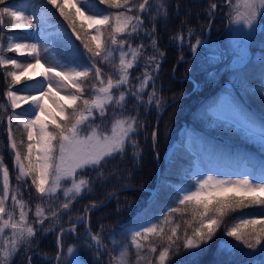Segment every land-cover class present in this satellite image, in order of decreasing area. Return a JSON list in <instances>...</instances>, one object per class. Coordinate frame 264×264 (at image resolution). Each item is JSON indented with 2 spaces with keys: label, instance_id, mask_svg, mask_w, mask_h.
Masks as SVG:
<instances>
[{
  "label": "snow or ice",
  "instance_id": "obj_1",
  "mask_svg": "<svg viewBox=\"0 0 264 264\" xmlns=\"http://www.w3.org/2000/svg\"><path fill=\"white\" fill-rule=\"evenodd\" d=\"M48 3L69 23L76 39L81 40L84 48L91 54V65L75 61L65 63L57 55H53L50 48L41 49L38 43L16 42L17 37L10 35L7 37V47L0 43V69H11L4 73L5 78H11L12 81L7 85L4 97L13 109L7 119L9 146L15 153L14 163L19 170L16 179L24 181L30 178L41 202L58 200L62 193L65 202L60 205V210L66 211L70 209L73 201L93 189V181L83 175L86 170L95 171L97 178L102 180L103 166L110 158L123 156L128 146L132 147L134 157H139V146L133 136L142 125L137 116L124 115L123 110L129 98L135 101L137 107H146L155 100L157 109L161 100L156 97L155 85L152 83L154 77L148 67L141 77H136L137 84L130 83V70L138 66L140 57L144 55V45L141 43L133 47L132 40L144 31L142 14L152 15L155 19L156 15L167 18L168 13L166 0H99L100 4L116 10L107 13L96 8L94 0H48ZM225 3L229 5L230 11L226 15L230 21L235 24L242 23L246 29L252 28L257 17L264 14V0H235L234 3L232 0H225ZM42 4L43 0H16L11 5L6 0H0V5H3L0 7V26L3 25L4 17L11 19L12 29L29 30L36 29L41 23L47 24L51 14ZM37 5L41 7L39 17L34 22ZM216 7V4L211 5L210 14H214ZM73 9L88 22V28L94 30V34L86 33L94 47L85 42L77 32ZM108 30L110 32L106 36ZM188 34L191 35L192 30ZM175 39L182 42L183 36L178 35ZM196 43L199 44L200 41L197 40ZM152 47L156 49L155 37L152 38ZM191 47L193 51L196 50V45ZM9 52L31 58V61L6 56L5 53ZM159 55L162 57L164 54L161 52ZM146 59L147 65H154L153 72L159 70L160 62L155 54ZM98 64L111 65L114 73H109L105 78ZM37 67L44 68L43 72L38 73L43 77L42 80H33V72ZM57 68L60 71H56ZM90 77H94L95 82L89 88L86 83ZM21 80L33 82L14 90L13 85L19 84ZM150 83L153 91L147 94L148 99L145 102L143 94ZM18 92L26 94L19 95ZM32 92L37 94L32 95ZM60 92L64 95L58 97ZM261 94L264 95V90ZM46 99L58 110L55 114L44 103ZM29 102L27 109L19 113L15 111L22 103ZM4 108L5 105L0 104V109ZM109 108L113 110L114 117L110 133L104 130ZM117 109L120 110L119 113ZM97 115L101 120L99 124L95 123ZM13 121L22 126L26 133V154L23 158L13 137ZM258 131L264 142V125ZM157 135L156 131L152 132L154 141ZM0 172V264H11L22 246L25 251H30L29 241L36 235L37 229L29 222L31 209L28 208V202L19 198L21 194L18 189L11 188L8 169L2 160ZM225 189L235 194L224 195ZM9 199L11 208L7 203ZM177 205L169 208L158 224H145L132 229L130 242L122 247L113 240V247L118 251L112 256L111 264H130V248L136 251V264L145 259L148 264H152L151 254L156 253L159 247L155 240L165 237L164 225L172 223L171 213L189 215L191 219L184 222L187 227L183 237L180 235L179 224L168 229L166 245L160 248L156 264H167L173 254H178V242L181 239L185 250L200 249L207 245L232 212L255 205L264 207V176L259 178V182H253L247 177L236 180H220L212 176L195 178L194 188L184 190ZM92 207L96 205L93 204ZM60 210L48 208L46 215L45 208L38 203L34 213L35 223L43 225L49 216L56 218ZM82 221L83 217H79L78 222ZM76 226L74 223L67 230L61 227V233H74ZM188 229H191L190 234ZM224 234L234 238L250 252L258 248L264 252V214L259 218H245L243 215L236 217L225 226ZM88 236L99 252L104 247L101 234H92L89 230ZM60 246L61 237L58 236V247ZM68 251L73 253L74 249L69 248ZM235 252L241 257L243 264H251L239 248ZM261 260L264 262V256ZM83 264H87V261Z\"/></svg>",
  "mask_w": 264,
  "mask_h": 264
},
{
  "label": "trees",
  "instance_id": "obj_2",
  "mask_svg": "<svg viewBox=\"0 0 264 264\" xmlns=\"http://www.w3.org/2000/svg\"><path fill=\"white\" fill-rule=\"evenodd\" d=\"M46 1L48 3V0ZM6 2L11 5L16 3V0H6ZM213 3L217 5L216 15L211 21V33L206 41L208 42L212 39L218 40L219 36L222 37L226 34L225 28L229 16L226 15L228 4L225 3V0H166L167 18L163 15H156L153 19L152 15L142 14L144 23L155 28L153 32L156 40L155 50H158V54L162 52L164 55L161 57L160 67L155 72L153 81L156 97L161 100L159 109L156 108V105L137 107L135 101L129 98L128 104L123 110L126 115L137 116L140 125H142L139 128L137 139L140 149L139 157L130 155L132 151L127 148L123 156L117 155L115 158H110L103 166L104 176L102 180L97 178L95 171L86 170L83 175L88 176L93 181V189L73 201L69 210H60V205L65 202L62 194H59L58 200L42 202L46 210L48 208L60 210V214L56 218L49 216L43 225L34 223L37 232L29 241L30 251H27L31 253L29 254L31 264H54L55 256L58 253V236L61 237L62 251H64L67 243L73 244L91 264H111L112 256L117 254V249L113 247V240L117 241L120 246L124 245L129 239L126 230L133 223L157 217L163 214L166 209L169 210V208L178 206V198L182 196L178 191V185L182 181H189L186 179V169L187 163L190 164L191 162L190 160L187 162V157L192 155L188 153L187 138L191 135L189 131L192 128L198 129L199 133H194V135L205 146L221 148L234 156L236 160L244 157L257 169L264 165V142L262 140L249 139L232 125L210 127L207 122L208 107L223 93L222 89L226 85L225 82L232 75L241 78V86H232L236 91V96H238V100L235 98L234 103H240L243 110L252 114L260 126L264 125V95L261 94L264 87L262 67L259 64L260 68H249V64L255 60V55H252L249 61H245L241 68L230 70L229 54L222 52L220 59L215 62L210 61L203 52L204 47L202 46L207 45L205 42L198 47L196 54L190 57L192 55L191 46L195 40L206 34L207 26L212 17L210 12ZM94 4L107 12L113 10L100 4L99 0H94ZM48 5L52 12V20L63 26V30L53 37V51L64 61H75L90 66L93 59L91 54L84 48L81 40L76 39L69 23L60 16L57 9L49 3ZM2 6L0 5V7ZM72 12L76 21L77 32L81 34L85 42L94 47L90 36L86 35V33H90L87 22L74 9ZM260 16L264 22V14ZM10 22L9 17H4L3 25L0 26V37H2L0 43L3 45L5 44V31ZM189 30H192L191 35L188 34ZM105 35H109V30ZM178 35L183 36L182 42L175 39ZM253 49L257 48L254 46ZM223 66L229 68L224 74L219 73V68ZM10 70V67L0 69V104L5 105L4 109H0V138L2 139H0V148L10 173L14 174L16 166L13 165L10 147L6 141V126L9 125L7 119L9 103L4 97L7 85L12 83L11 78H5L4 73ZM213 74H217L214 79L211 76ZM93 80L94 77H90L86 86L90 88ZM150 89H153L152 84L146 88L143 94L145 102H147V94ZM177 97L179 98L170 103L164 110L156 126L158 135L154 141V148L158 153L161 166L158 186L151 193L136 186L152 187L154 185L157 166L152 151L151 136L155 120L162 106L167 101ZM11 128L18 150L23 155L27 144L26 133L22 126L17 125L15 121L12 122ZM130 185L133 187L119 191L106 204L91 207L85 214L84 221L76 227L75 233H60L59 229L74 224L84 209L89 208V204H98L104 201L115 189ZM18 187L20 192L24 194V188L21 185ZM31 190L37 194L33 186ZM234 194L227 189L224 191V195ZM28 196V199H31L29 193ZM34 206L30 205L29 207L33 208ZM262 214H264V207L259 205L232 212L225 218L214 238L200 249L185 250L181 239L178 242L180 244L179 253L173 254L167 264H243L241 257L236 255V248L244 253V257L251 264H264L261 260L264 252H261L259 248L250 252L234 238L224 234L225 226L236 217L243 215L245 218H259ZM170 215L172 223L165 228V237L155 240L159 247L156 253L151 254L152 264H156V257L159 255L160 248L166 245L168 229L179 224L180 235L183 237L187 227L184 222L191 219L189 215L176 213ZM89 230L92 234L97 232L101 234V242L104 247L99 252L96 250L97 246L88 236ZM188 231L190 234L191 229ZM27 252L22 246L11 264H29ZM45 256L51 257L45 259ZM131 262L136 264V251L131 254Z\"/></svg>",
  "mask_w": 264,
  "mask_h": 264
},
{
  "label": "rangeland",
  "instance_id": "obj_3",
  "mask_svg": "<svg viewBox=\"0 0 264 264\" xmlns=\"http://www.w3.org/2000/svg\"><path fill=\"white\" fill-rule=\"evenodd\" d=\"M234 3L235 0H232ZM96 6V5H95ZM41 5H37V15L33 16V21L36 22L38 17H39V8ZM42 7L46 8L49 13L51 14L48 23L44 24L41 23L36 29H29V30H22V29H9L5 35V42H6V47L8 44L7 37L8 36H14L17 37L16 42H21V43H38L41 47V49L48 47L52 50V41L53 37L60 32V30L63 29L61 24L57 21L52 20V12L50 10V7L48 6L47 2L43 0ZM99 10L106 12V10H103L99 7L96 6ZM243 10V9H241ZM116 11L113 9L111 12ZM230 11L229 5L228 9H226V12L228 13ZM86 15L88 12L85 13ZM84 18V17H83ZM262 17L258 16L257 21L255 22L254 26L250 29H246L242 23L240 24H235L230 21V18L228 17V22L227 26L225 28V33L222 37H218V40L212 39L207 43L206 46H200L204 47L203 52H205V55L208 56V60L210 61H217V59H220L222 57V52H225L229 54V64H230V70L233 69V67H237L238 65L240 66L241 64L244 63V61H249L250 58H252V55H257L258 58L263 59V69H264V32H260L263 28V22H262ZM87 22V21H86ZM12 23V21H11ZM88 24V22H87ZM153 28L151 26H147V24L144 23V31H141L138 36H136L132 40V46L135 47L137 44H143L144 45V55H142L139 59L138 66L130 70L131 73V85H135L138 83L136 77H141L145 71V68L148 67V70L152 73L153 77L156 71H152V68L154 65H147V57L151 55H156L157 59L159 62L161 61V56L158 54L157 50L151 48L152 47V38L154 37V33L152 31ZM90 33L94 34V30L90 29ZM110 32V30H109ZM147 33V34H146ZM260 36V40L258 41L256 39V36ZM261 48L260 50L258 49H251L255 44ZM53 52V51H52ZM263 53V54H262ZM6 56L13 57L18 60H29L31 61V58L25 57V56H19L16 53H5ZM53 55H56L55 52H53ZM240 57V58H239ZM58 58V57H57ZM34 62V61H33ZM63 62L67 63L66 61L63 60ZM43 63V61H42ZM98 67H101L103 73L105 74V78H107V75L109 73H114V69L111 67L109 64H98ZM105 68V69H104ZM227 66H223L219 68V73H226L228 71ZM229 70V71H230ZM44 68L37 67L34 72H33V80H42L43 77L39 76L38 73L43 72ZM56 71H60V68H57ZM213 73V72H212ZM239 73V72H238ZM38 75V76H36ZM36 76V77H35ZM212 79L217 77V74L211 75ZM241 78H238L237 76H232L230 77V80L228 81L226 85L225 91L208 107L207 109V122L210 123V127L213 126H229V125H234L236 126L237 130L244 136L249 137L250 139L254 141H258L261 139L260 134H259V127L260 124L256 122V118L252 114H248L246 112H242L240 110L239 106L240 103L237 102L234 103L235 98L238 100V96H236L233 93V90L230 89L231 85L233 84L232 81L236 82V85L238 86L239 83H241ZM33 81H26V80H21L19 84L13 85V89H20L23 87L24 84L26 83H32ZM95 81L93 80L92 83ZM153 83V82H152ZM150 83L149 85H151ZM149 88V86L147 87ZM146 90V89H145ZM264 90V88H263ZM55 91V89H53ZM153 91V89L149 92ZM19 95H25L26 93L23 92H18ZM32 95H36V92H32ZM118 94V93H117ZM64 93L60 92L58 94L59 96H63ZM57 97V98H58ZM148 99V96H147ZM44 103L49 106L50 108L53 109V114H55L57 109L54 108V106L51 104V101L45 100ZM154 106L155 105V100H153V103L149 106ZM30 106L29 103H22L20 108L16 109L15 111L17 113L21 112L22 110L27 109ZM82 107V104H81ZM120 111V110H119ZM117 111V113H119ZM10 114L13 113V109H10ZM126 115V114H124ZM9 116V115H8ZM7 116V117H8ZM42 119H47V117H42ZM59 119V116L57 117ZM113 110L111 108L108 109L106 119L104 121V130L108 131L109 133L111 132L112 128V121H113ZM14 122V121H13ZM95 123L99 124L101 123L100 118L97 115V119ZM8 125V124H7ZM8 128L9 125L6 126V133H7V145L9 146V141H8ZM139 131V129H138ZM185 131V129H184ZM191 135L188 136L187 138V148L189 150V154H191V157H187V162L190 160V164L187 163V169H186V174L187 176L192 179L194 182H185L182 181L178 185V190L182 195L184 194V190L187 189H193L195 185V178H204L207 176H212L215 177L216 179L220 180H227V179H243L245 177L253 180V182H259V178L261 176H264V165L260 167L259 170H256V168H253V165L249 162V160L245 159L244 157H241L240 160H236L234 156L231 154L223 151L221 148H212L208 150H204L203 148L207 147L201 140L198 139L194 133H199L198 129L192 128L190 131ZM14 137V136H13ZM212 137V136H210ZM1 139V138H0ZM133 139L137 142L138 144V133L133 136ZM2 140V139H1ZM16 141V140H15ZM139 146V145H138ZM10 147V146H9ZM127 148L131 149L130 155H133V149L131 146H128ZM139 147H138V152H139ZM1 148H0V160H2L3 165L6 167L3 155L1 153ZM11 154H12V162L13 165L15 166L14 163V157L15 153L12 151L10 148ZM26 154V148H25V153L21 155L23 156ZM25 164L27 165V161H25ZM9 183L10 186L13 190L18 189V185H21L23 189V193L20 192L21 194L19 196L20 199L27 201L28 202V208L31 209L28 215L29 222L33 224L35 223L36 217L34 215L35 210H36V205L38 203L41 204L42 207V202L39 200L38 195L34 193V191L31 190V179L27 178L24 181H18L16 179L17 175L19 174V170L16 167V172L14 174H11L9 171ZM13 177V178H12ZM0 190H2V172H0ZM226 190V189H225ZM224 190V191H225ZM28 193L31 197V199H28ZM62 194V193H61ZM38 199V200H37ZM33 202H32V201ZM49 202V201H45ZM9 208H11V200L7 202ZM30 205H35L33 208L29 207ZM97 207V206H96ZM46 210V209H45ZM65 212V211H64ZM168 212V209L165 210V212L161 215H158L157 217H152L148 218L145 220H140L136 223H133L129 229L126 230L127 234L129 235V239L127 240V243L130 242V234L132 229H137L145 224H158L162 219H164L165 213ZM47 214V210L46 213ZM82 214H80L77 218L76 221L78 220L79 217ZM75 221V222H76ZM84 221V219H83ZM82 221V222H83ZM80 222V223H82ZM168 224L164 225L166 228ZM66 228V227H63ZM61 231V228L59 229ZM87 230V229H86ZM75 233V232H74ZM123 246V245H122ZM121 246V247H122ZM69 248H73L74 252L70 253L68 251ZM118 251V249H117ZM135 251V249L130 248V264L131 262V254ZM27 252V251H25ZM28 253V252H27ZM28 253L27 257L29 256ZM49 259V258H48ZM56 264H74V262H79V264H83L84 261H87L85 257L82 256L80 252H78V249L76 246L73 244L67 243V246L65 247L64 251H61L60 255L58 256ZM87 264H91L90 261H87ZM140 264H147V259L144 261H141Z\"/></svg>",
  "mask_w": 264,
  "mask_h": 264
},
{
  "label": "water",
  "instance_id": "obj_4",
  "mask_svg": "<svg viewBox=\"0 0 264 264\" xmlns=\"http://www.w3.org/2000/svg\"><path fill=\"white\" fill-rule=\"evenodd\" d=\"M208 33H209V30H208ZM207 38V36L204 38V39H206ZM203 39V40H204ZM202 40V41H203ZM168 104L169 103H166L165 105H164V107L161 109V111L159 112V115H158V117H157V120H156V123H155V126L157 125V122H158V119H159V117L161 116V114L163 113V111L165 110V108L168 106ZM152 141H153V137H152ZM155 158H156V161H157V164H158V168H159V160H158V156H157V154H156V152H155ZM158 174H159V169H158ZM156 183H157V181H156ZM122 188H118L117 190H115V191H113L112 193H111V195L106 199V201L105 202H107L108 200H110L119 190H121ZM151 190H154V188H151Z\"/></svg>",
  "mask_w": 264,
  "mask_h": 264
}]
</instances>
